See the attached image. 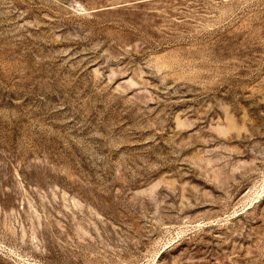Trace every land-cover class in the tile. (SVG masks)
I'll use <instances>...</instances> for the list:
<instances>
[{
  "label": "rangeland",
  "instance_id": "rangeland-1",
  "mask_svg": "<svg viewBox=\"0 0 264 264\" xmlns=\"http://www.w3.org/2000/svg\"><path fill=\"white\" fill-rule=\"evenodd\" d=\"M0 264H264V0H0Z\"/></svg>",
  "mask_w": 264,
  "mask_h": 264
}]
</instances>
